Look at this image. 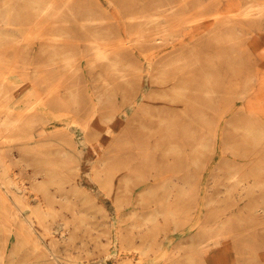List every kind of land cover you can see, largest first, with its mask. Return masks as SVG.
Instances as JSON below:
<instances>
[{"label":"rangeland","instance_id":"374dc122","mask_svg":"<svg viewBox=\"0 0 264 264\" xmlns=\"http://www.w3.org/2000/svg\"><path fill=\"white\" fill-rule=\"evenodd\" d=\"M62 1H56L53 11L62 7ZM81 1L77 10L92 12L96 20L85 22L69 19L59 22V25L67 26L70 31L69 25L85 22L107 26L111 30L116 24L115 17H122L130 11L137 13L152 6V0ZM171 1L156 0L153 3L156 6L153 11L160 13L161 23L151 25L155 27L149 32L168 30L154 42L161 41L159 49H162L154 56V65L159 58L168 61L175 52L180 51L181 39L189 42L190 28L196 27L198 22L203 27L209 25L192 37L197 43L194 49L192 43L185 53L181 51L161 70L159 77L164 79L172 75L176 65H186L188 62L191 67L195 66L196 73L209 74L203 75L206 76L207 90L198 88L194 92L197 96L194 104H189L178 114L172 112L168 115L158 106L161 95L158 91L151 92L154 87L149 83L148 70L144 71L142 90L136 96L134 76L141 73L139 70H133L124 79L99 60L95 61V66L88 68L85 60L89 56H84V46L88 41L75 33L79 32L75 27H71L72 30L65 36L56 38L68 46L70 70L79 64L76 74L73 72L69 76L74 87L64 91L67 80L60 75L52 81V75L59 72L54 68L55 64L45 65L50 62L47 54L38 51L40 42L50 41L46 34L50 35L47 32L51 21L47 19L52 13L48 12L46 20L36 27H23L22 32H32L28 39L32 42L33 54L31 59L19 62L20 69L26 66V71L37 79L44 77L46 82L38 85L35 81L28 82L27 76L21 73H8L18 87L13 89L14 96L4 102L5 107L0 106V110L5 115L17 116L25 114L31 104L37 107L44 104L45 107L49 106V119L54 120L55 116L66 117V120L58 127L53 122L43 124V120L34 117L19 129L6 132L5 137L0 136V140L7 141L0 154H4V160L11 170L9 173L17 178L24 198L29 201L25 203L24 199L15 204L7 203L8 207L0 198V264H49L48 255L43 254L42 249L49 247L52 239L57 241L53 252L55 258L49 255L52 264H206L203 257L207 252L212 253L214 248L203 246V243L212 241L218 234L223 239L235 234L225 227L226 206L234 196L232 190H226L229 177L236 170L240 176L249 173L250 177L264 178V157L253 160L255 166L251 170L240 153L236 156L230 154L240 151V141H244L245 137L251 139L248 146L264 142V94L261 93L264 86L257 88L258 80L264 77V54L255 50L253 44V38L257 36H261L264 42V19L253 20L250 25L239 24L232 32L233 36L229 35L228 29L218 30L214 25L220 18L229 27L233 19L240 16L246 3L260 4L264 0H175L176 8L172 10L168 5ZM226 3L229 10L225 8ZM147 26L150 25L143 28ZM130 36L126 35V38ZM118 40L114 36L106 41L110 44ZM24 41H19L20 45ZM172 42L177 49L170 53ZM22 49L25 51V48ZM57 61H54L56 65L59 63ZM201 65L199 69L197 66ZM184 69L186 67L176 70ZM54 87L61 94L49 92ZM258 89L261 90L260 97L255 99L253 95ZM215 92L218 96L214 95ZM145 94L149 96L140 105ZM221 94L232 103L230 109H227V103L222 98L219 99ZM210 96L215 100L209 102ZM19 98H29V105L19 102ZM134 98L136 101L132 102ZM81 113H85L82 118ZM115 115L122 123L121 132L119 125L111 123ZM84 124L85 130L82 128ZM110 127L113 132L103 140L105 130ZM247 127L255 132L244 136V128ZM111 134L114 138H111ZM70 137H73L75 144ZM21 144L27 147L20 149ZM118 144L123 147L122 150L117 149ZM236 145L239 149L235 148ZM59 149L69 154L67 163L65 166L48 167L49 173L56 177L47 180V189L49 193L59 194L54 182L63 183L61 192L66 199L59 196L51 198V208H48L51 216L48 215V218L39 213L38 221L31 211L35 208L36 212L38 202L44 205L46 200L41 193L45 190L43 186L39 190L31 188L29 178L34 169L43 165L42 162L39 165L35 162V154L38 150L42 151L47 161V155L57 154ZM99 160L102 161L101 165ZM35 178L40 180L42 177L37 174ZM259 187L264 189V181ZM256 194L257 188L250 195L254 196V201H264V197L259 199ZM72 200L77 202L75 208L79 212L76 215L72 213ZM253 205L239 206L244 211L241 222L246 231H252L249 223L255 216H250L247 210ZM196 208L201 209L199 219L195 217ZM14 209L21 212L13 215ZM29 215L36 218L35 221L31 217L32 230L20 224V218ZM145 220H148L147 228L131 227ZM197 221L199 226L195 227ZM23 223L26 224L25 221ZM61 223L62 229L59 226ZM8 226L16 230L19 237L15 231H9ZM61 232H64V237ZM33 237L45 243L34 245L31 242ZM17 239L20 241L17 242ZM249 239L254 243H245L243 251L246 263L264 264V248L258 247L254 236L250 235Z\"/></svg>","mask_w":264,"mask_h":264},{"label":"bare ground","instance_id":"6f19581e","mask_svg":"<svg viewBox=\"0 0 264 264\" xmlns=\"http://www.w3.org/2000/svg\"><path fill=\"white\" fill-rule=\"evenodd\" d=\"M56 1L58 0H0V106L1 107L2 106L5 107L4 102H7V100L11 99L14 96L12 93L14 91L13 89L18 87V83L13 82L12 79L9 77V75L21 73V75L27 76L25 78L29 79L28 82L30 80L35 81V84H38V85L40 84V82H42L41 85H44V82H46L44 81L45 79H43L44 77L42 76H40L37 79L36 76H34V74L31 75L30 72L26 71V68H27L26 66L23 70L20 69L19 62L21 60L24 61L25 59L26 60L31 59L30 56L31 54H33L32 52L33 45H32V42H30V40L28 39V37L30 36L29 34L32 32H30L29 34L28 32L26 33L25 31L22 32L23 27L32 28V27L38 26L40 22H42L44 19L46 20V15L48 12L52 13V15H50V17H48L47 19V20L50 19L51 21L49 25V29H48L49 32H47V33H50V35L46 34L47 37L50 39V41L40 42L38 46V51L43 52L45 55L47 54V58L49 59L50 62L46 63L45 65L55 64L54 68L59 72V74L52 75L51 77L53 79L52 81H54L57 77H60V75H63V77H61L62 79L67 80V83L64 85L65 86L64 91L66 92L68 90H71L72 89L71 87H74V84L72 85L70 83L71 79L69 78V76L73 72H75L74 74H76V71L79 69V64H76L75 66H73L75 68H73V70H70L71 65L68 62V57H70V55H69V52H67L68 46H66L64 42H58L56 38L63 37L65 36L64 34H68L72 30L71 27L77 28L79 32H75V33L81 36L83 39L85 38L88 41L84 46V56H89L85 60L86 62H88V65H86L88 68L95 66L96 65L95 61L99 60V61H102V64L106 63L107 67H109L113 71V73H115L116 75L124 79H126L128 75L133 73V70L135 69L141 72L139 74H136L135 76L133 74L134 78L136 79L135 81L136 83L135 95L136 96L142 90L143 78L145 75L144 71L148 70L147 73L149 77V83L151 84L152 87H154L153 90H151V92L153 91L159 92V94L161 95V98H159L158 106L161 109H164L166 114L168 115H171L172 112H174L175 114L182 113L185 107H187L189 104H194V101L197 99L196 98L197 96H195L196 94L194 92H196L198 88L202 90H207L208 85L206 84V76L203 77V75L208 76L209 74H204L201 72L196 73V71L194 70L195 66L191 67L188 62H186V65H180V64L176 65L173 69L174 72L172 73V75H167L165 76L164 79L162 77H159L162 75L161 70H164L163 69L164 64L172 62L173 59L177 58L181 54V51L182 53H185V50H187V48H189L192 43H194L192 48L193 49L195 48L196 46L195 44H197L195 43L196 39L195 38L193 39L192 37L198 35L200 31L203 30V28H205L206 25H204L203 27L201 26V24H199L200 22H198L196 27L190 28L189 39H188L189 42H184L183 41L184 38L181 39L182 42L179 47L180 51L177 50L178 52H175V54H173L171 56V59H169L168 61L163 60V58H159L158 61H156V64L154 65L152 63V61H154L153 60L154 56L159 54V52L162 51V49H159V47H161V43H160L161 41L155 44L154 42H156V40L161 39L163 32L168 31L167 29H164V31L162 32H160V30L156 31L155 33L149 32L151 28L155 27L151 25L156 23V26H157V24L161 23L160 21L161 19L159 17L160 13L156 11L158 13L157 14L153 11V9L156 8V6L154 7L153 5V3L156 0L151 1L152 6L150 9H147V10L143 9L133 14H132V11L124 13V16H122L124 19H122V17L118 16L117 14L116 16L118 17H115L116 24L115 26H113V29L111 30L107 26H100L95 23H92V24L85 23L86 21L88 22V21L96 20V17L90 11L79 12L77 10V6L79 5V2H80V5L82 3L81 0H63L61 4L62 7L61 6L60 8L57 7L58 10L53 11L54 9L53 6L57 5ZM102 3L104 2L102 1ZM105 3L107 2L105 1ZM176 4L177 2L175 0L168 2V5H170L169 8H171V10L173 8H176L175 7ZM246 4L247 5L244 8H242L240 16H237L236 18H234L232 21L233 23L229 24V27L225 25V23L222 22V19L219 18V20L215 22V25H214L215 28L218 30L228 29L230 33L229 35L233 36L232 32L236 30L235 28L238 27L239 24L243 23L245 25H250V23L253 22V20L257 21V19H261V20L264 19V3H260V4L246 3ZM226 5H227L225 7L226 10H229L227 3ZM109 7H110V4H109ZM74 9H76V11ZM209 17H212V16H209ZM72 19L73 21L83 20L85 22L77 23V25L76 24L69 25L70 31L67 30V26L58 24L59 22H64L68 20L71 21ZM148 24L150 25L149 27L147 26L143 28L145 25H148ZM208 26L209 25H207L206 27ZM204 30H206V28ZM128 34L131 36L129 38H126V35ZM114 36H116L119 40L116 43L113 42L109 44L106 40H109ZM52 38L54 39L52 40ZM23 39L25 41L22 42L20 45L19 41H22ZM253 44H254L255 50H257L260 54H264V42H262L261 36L254 37ZM175 46L176 44L172 42V51H170V53L176 51L177 48ZM22 48H25V51ZM198 48L199 46L197 45V49ZM230 52H231V49H230ZM58 56H62V58H59ZM56 59H58L57 62H59L57 65H56V62H54ZM24 63H28V61H25ZM158 63H161V65L158 66ZM188 66H189V69H188ZM181 67L182 69L186 67V69H184L183 71L176 70V69H180ZM197 67L202 68V65L197 66ZM57 71L55 73H58ZM134 73H136V71ZM190 78H193V79H190ZM262 78L264 77H261L260 80H258L259 82H257L258 83L257 88L264 86V79ZM26 83L25 85H27ZM105 85H108V83ZM55 86H57V83H55ZM56 89L57 87H54L53 90L49 92H55L56 95L61 94V93H58ZM192 89H194V91H192ZM259 91L261 90L258 89V91H256L257 93L253 95V96H256L255 99L260 97ZM171 93H173L174 95H171ZM261 93L264 94V91H261ZM149 94L143 95L142 103L140 105H143L146 102ZM214 95L218 96L217 92H215ZM210 97H211L209 98L210 100H208L209 102L215 100V98H213L212 96ZM221 98L224 100V103H227V109H230L232 107V103H230L227 99H225L223 94L219 96V99ZM28 99L29 98L25 100L20 99L19 102L28 104L29 103ZM135 101H136V98H134L132 102H135ZM44 102H47V101H44ZM228 102L230 104L229 106H228ZM48 108L49 106L45 107L44 104H40L39 107L35 106L34 104H31L28 108V111L26 109L27 112L26 113L24 112L25 114L17 115V116H10V114L5 115L0 110V136L2 138L5 137L6 132L13 130L15 128L19 129L21 125L28 124V121L33 120L34 117L36 118L39 117L41 120H43L44 121L43 124L48 123V122L49 123L53 122V123H56L57 124L56 126L59 127V125L63 121L66 120V117L59 118V117L54 116L55 118L54 120L49 119L50 110H48ZM76 112L78 115V110H76ZM75 116L73 117V119L75 118ZM83 116H85V113L80 114V118H82ZM88 118H90V115ZM111 123L112 124L114 123V125H119V131L121 132L122 123L118 119V115L117 116L115 115V118H113ZM82 126H83L82 128L85 130L84 128L85 124ZM112 132H113V129L111 127L105 130L103 140H105V138ZM254 132L255 131L253 128H248V127L244 128V133H245L244 136L253 134ZM32 137L33 136H31L30 138ZM73 137H70V138L75 144V140L73 139ZM111 138H114V136L112 135ZM6 142L7 141L5 139L0 140V152L2 151V149L4 150ZM240 142L241 143L239 145L242 146L240 147V151L234 152V154L233 153H230V154H232L233 156H236L238 155V153H240V156L242 158H245L244 161L246 163H249L250 169L254 170L255 165L252 164V161L255 159L257 160L258 158L264 157V142L259 141L257 144L248 146V144L251 142V139L248 137H245L244 141H240ZM25 145L21 144L19 148L24 150L27 147ZM73 147H75V145ZM231 147H234V146H231ZM235 148L239 149V146L236 145ZM117 149L122 150L123 147H120L118 144ZM3 155L0 154V186H1L0 187V198L6 204L7 203L10 204L11 202L15 204L18 201L20 202L25 199L23 191H22L23 188L21 187L20 183H18L17 178L12 176L9 173V171H11L9 169L10 167L8 168V165L6 164L7 161L4 160L5 157H3ZM68 155L69 154L66 153L64 149H59L57 150V154L53 155L49 153L47 155V161H46L43 157L42 151L38 150L37 153L35 154V162L38 165L41 164L42 162L43 165H40L38 166L37 169H34L33 175L31 177L29 176L30 177L29 179H31V188L34 190H39V188L43 186L45 190L41 191V193L44 199L46 200V203H44V205H41L40 202H38L37 204L38 208L36 212H35V208L32 209L31 213L34 212L36 218H38V215H40L39 213H42L44 216H47V217L48 215H50L49 213L51 211H49L48 208L49 207L51 208L50 206L52 202L51 198L53 197L55 198L59 196L60 198L66 199V197L64 196V193L61 192L64 188L63 183L54 182V184H56V187L58 189L57 191H59V194H55V193L52 194V193H49L47 189L48 187L47 180L52 179V178L55 179L56 177V175L49 173L48 167L55 166V165L65 166L67 163L66 158L68 157ZM7 158H10V157H7ZM234 161L236 162V158L234 159ZM98 162H100V165L102 164L101 160H99ZM243 171H245V168ZM236 173L237 172L235 170V174H231V176L229 177V183L227 184L226 190L227 191L232 190L234 192V196H232L233 198L229 199L227 206H226V210H225V223H226L225 227H228L229 230L231 231L233 230L235 234H231L225 237L224 239L220 237V235L218 234L214 236V239H212V241L207 240L203 243V246L214 248L212 249V253L207 252V254L203 257V260L206 262V264H247L246 259H245V254H244L245 251H243V248L245 246V243H251V244L254 243V241L249 242L250 235L254 236L256 243H258V247L264 248V201L256 202L254 201V196L253 197L250 196L254 194L257 188L256 196L259 197V199L260 197H264V189H261L259 187L260 183L264 181V178H253V177H250L249 173H246L243 176L237 175ZM37 174L41 175L42 178L40 180H36L35 176ZM74 186H76V183ZM86 198H87V195H86ZM262 200H264V198H262ZM26 202L27 200L25 199V203ZM249 203L255 204L253 206H249V209L247 210L250 216H255L254 220H252L249 223V227L251 228L252 231H246L247 229H245V225H243L244 227H242L243 223L241 221L243 220L244 211H243V208L239 207L241 205H248ZM71 204L73 207L72 213L76 215L79 212L75 208L77 202L75 200H72ZM198 205L199 204H197V206ZM196 209L197 211L195 213V217L197 216V219H199L200 217L199 212H201V209L199 208H196ZM18 212L20 213L21 210L19 211H16L15 209L12 210L13 215H18L17 214ZM32 215H29L28 217L20 218V224H22L23 227H26L30 230L34 228V225H33L34 215L33 216ZM43 215H41L42 218H43ZM36 218H34L35 221H36ZM23 221H25L26 223L25 225ZM38 221H40L39 218H38ZM198 223L199 222L197 221L194 224L195 227L199 226ZM64 224L66 223L64 222ZM44 225H45L44 227L47 228L46 224ZM62 225H63L62 223L59 225L61 229L63 228ZM148 226H149L148 220H145L143 221L142 224H136L135 226L132 225L131 227L144 229V228H147ZM192 227L191 229H193ZM8 229L9 231H11L13 228L8 226ZM12 231L16 232V230H12ZM63 233L61 232V236L64 237ZM30 234L31 236H33L32 231ZM15 235L19 237L18 232H16ZM17 240H18L17 242L20 241V239H17ZM31 242L34 245L45 243L43 241H39L36 237H33ZM56 242L57 241L55 239H52L49 241V243L47 242L49 244V247H46L44 250L42 249L43 254L48 255L47 260L50 262L49 264H52V261L49 255L50 254L54 255L53 253L55 251L54 245ZM53 258H55V255L53 256Z\"/></svg>","mask_w":264,"mask_h":264}]
</instances>
